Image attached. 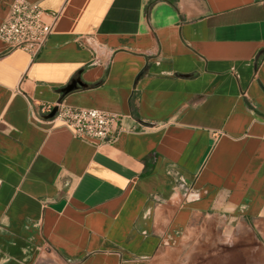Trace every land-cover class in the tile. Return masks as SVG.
<instances>
[{
  "label": "crops",
  "instance_id": "1",
  "mask_svg": "<svg viewBox=\"0 0 264 264\" xmlns=\"http://www.w3.org/2000/svg\"><path fill=\"white\" fill-rule=\"evenodd\" d=\"M27 1L60 15L33 60L0 40V264H149L211 219L264 256V0Z\"/></svg>",
  "mask_w": 264,
  "mask_h": 264
},
{
  "label": "built area",
  "instance_id": "2",
  "mask_svg": "<svg viewBox=\"0 0 264 264\" xmlns=\"http://www.w3.org/2000/svg\"><path fill=\"white\" fill-rule=\"evenodd\" d=\"M60 15L59 10L45 11L37 2L14 0L7 16L0 22V40L11 50L20 49L35 59L45 47ZM51 117L67 126L73 136L85 142L113 144L122 127V116L96 108L56 105ZM43 106L42 112H50Z\"/></svg>",
  "mask_w": 264,
  "mask_h": 264
},
{
  "label": "rangeland",
  "instance_id": "3",
  "mask_svg": "<svg viewBox=\"0 0 264 264\" xmlns=\"http://www.w3.org/2000/svg\"><path fill=\"white\" fill-rule=\"evenodd\" d=\"M235 224L218 219L206 221L200 228H192L189 238L176 248L156 255L149 264H264L260 242L235 237Z\"/></svg>",
  "mask_w": 264,
  "mask_h": 264
},
{
  "label": "water",
  "instance_id": "4",
  "mask_svg": "<svg viewBox=\"0 0 264 264\" xmlns=\"http://www.w3.org/2000/svg\"><path fill=\"white\" fill-rule=\"evenodd\" d=\"M76 83H78V81L77 80H73L69 85H67L66 87H64V88H62L61 89V92L62 93H66V92H68V91H70L71 89H73V88H75L76 86ZM56 106H54V107H52V109L50 110V112L47 114V118H51V117H53V115L55 114V112H56Z\"/></svg>",
  "mask_w": 264,
  "mask_h": 264
}]
</instances>
